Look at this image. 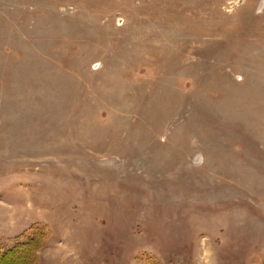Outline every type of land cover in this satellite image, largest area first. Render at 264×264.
<instances>
[{
    "label": "rangeland",
    "instance_id": "1",
    "mask_svg": "<svg viewBox=\"0 0 264 264\" xmlns=\"http://www.w3.org/2000/svg\"><path fill=\"white\" fill-rule=\"evenodd\" d=\"M0 258L264 264V0H0Z\"/></svg>",
    "mask_w": 264,
    "mask_h": 264
},
{
    "label": "trees",
    "instance_id": "2",
    "mask_svg": "<svg viewBox=\"0 0 264 264\" xmlns=\"http://www.w3.org/2000/svg\"><path fill=\"white\" fill-rule=\"evenodd\" d=\"M38 255H37V253L35 252V257L33 258L34 259V261H33V263L35 262H37V259H36V257H37ZM0 259H2V258H0Z\"/></svg>",
    "mask_w": 264,
    "mask_h": 264
}]
</instances>
